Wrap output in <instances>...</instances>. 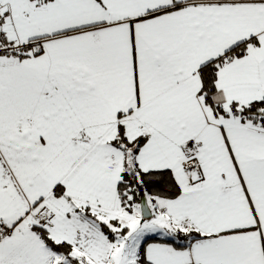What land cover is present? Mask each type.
I'll use <instances>...</instances> for the list:
<instances>
[{
    "label": "snow or ice",
    "instance_id": "6c2138e0",
    "mask_svg": "<svg viewBox=\"0 0 264 264\" xmlns=\"http://www.w3.org/2000/svg\"><path fill=\"white\" fill-rule=\"evenodd\" d=\"M0 264H264V0H0Z\"/></svg>",
    "mask_w": 264,
    "mask_h": 264
}]
</instances>
